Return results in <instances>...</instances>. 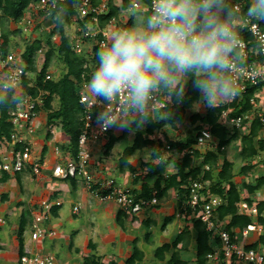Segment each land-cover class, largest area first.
I'll use <instances>...</instances> for the list:
<instances>
[{
    "label": "built area",
    "instance_id": "obj_1",
    "mask_svg": "<svg viewBox=\"0 0 264 264\" xmlns=\"http://www.w3.org/2000/svg\"><path fill=\"white\" fill-rule=\"evenodd\" d=\"M65 1L37 0L30 6L34 5L32 12H44L49 19L56 22L57 13L63 9ZM110 1L75 0L76 15L85 21L84 26L80 29V36L71 41L72 51L82 52L84 49L83 40L94 38L98 33L102 35V38L97 43V47L101 48L107 44L110 31L100 26L99 21L102 14L108 11ZM112 1L114 2V0ZM153 3L154 0H149L147 4L149 12ZM242 4L241 2L234 4L239 11L237 24L239 25L240 45L235 77L239 83L240 91L235 97L222 103L237 101V107L241 108L240 103L244 101L247 95L250 107L237 116L232 115L234 107L223 109L218 122L236 127L244 133L254 123H258L260 128L264 129V21L253 20L243 14ZM88 17L89 20L86 21ZM115 19L112 17L108 23L114 22ZM89 23L93 24V29L89 25L87 26ZM46 27L43 23L27 19L24 30L31 31L34 29L38 31L43 29L38 32L39 34L44 32ZM46 43L48 44V41L41 43V47L38 48L39 52L43 51ZM0 66V92L3 94L10 93L15 100L9 112L12 131L10 137L3 138L6 148L4 149L5 154L0 156V172L17 174L30 171L34 175H39L44 166V161H41V153L35 151L36 142L34 139L42 126H46V122H43L40 117V110L44 107L45 92L39 90L34 95L24 89L23 79L24 77L29 78V70H26L25 65H23L21 56L14 51L7 52L0 59ZM46 79H51L49 73L46 74ZM28 87H36V84L30 81ZM169 100L168 96L164 100L157 97L155 101L157 109L164 107ZM79 101L83 105L81 117L83 125L78 137L77 157L73 158L66 155L65 159L59 160L53 167L52 175L59 178H82L91 192L101 201H112L117 204L119 209L129 214L137 213L144 208H150L157 204L158 198L156 196L150 199L139 197L131 187H118L114 178L98 180L99 190L91 188L96 184L92 174L95 144H98L99 140H106L109 131H113V128L101 130L97 126L95 115L98 109L95 105L98 101L90 98L86 90L80 89ZM214 140L210 125H202L196 133L198 145L205 144L210 147L215 143ZM165 147L170 148L169 145H165ZM192 149H189L190 152ZM54 151L58 154L61 153L58 146H55ZM187 186L189 194L183 204L184 212L188 211L192 217L199 219L210 232L211 238H218L220 243L218 247L207 254V264H264V242H258L260 236L250 243L247 240L253 232L264 235V224L252 221L244 229L232 235L231 230L226 227L227 223L218 217V208L225 202V199L219 194L211 193L209 191L210 185L206 181L190 180ZM105 190L108 192L102 193ZM61 204L60 200L50 198L42 199L36 203L35 209L31 212V222L25 230V234H29L31 243H35V246L24 244L23 254L19 255L18 264H63L55 252L44 250L40 245L46 238L56 236V230L48 227L47 224L52 217L53 207H58ZM239 206L249 215H259L256 203L250 205L246 200H242L239 202ZM80 209V203H77L73 206L72 213L78 214ZM180 215V212L177 213V216ZM3 221L0 218V224ZM239 237H241V241H239ZM242 238L246 239L247 242L246 240L243 242ZM253 244L257 245L253 246Z\"/></svg>",
    "mask_w": 264,
    "mask_h": 264
},
{
    "label": "trees",
    "instance_id": "obj_2",
    "mask_svg": "<svg viewBox=\"0 0 264 264\" xmlns=\"http://www.w3.org/2000/svg\"><path fill=\"white\" fill-rule=\"evenodd\" d=\"M37 0H0V39L3 40L0 44V59L5 56L7 53L8 47V35L3 33L1 30V21L2 18L12 19L14 21H19L23 17L24 10L33 2ZM96 1V0H93ZM122 5L118 6L114 4L111 0L109 2L108 11L100 17V25L105 27L108 21L112 17H118L121 11L127 10L130 8L129 0H122ZM146 4L149 3V0H144ZM233 4L243 3L242 13L247 15V8L249 6L250 0H232ZM75 0H66L62 10L58 11L60 18L56 20L54 33H59L60 42L57 46L59 54H61L63 61L66 64L67 70L65 74L57 80L46 79V72L49 66V61L51 57V52H46V61L40 72L37 74L36 78V87H28L30 82L29 78L24 77L23 86L27 92H30L34 95L38 93L39 90L44 91L45 100L44 108L47 110V129H46V138H51V125L55 121H59L63 133L69 138V142L64 147L67 150L66 155H70L73 158L77 157L78 154V137L82 130V114H83V105L79 101V92L81 84L84 81L89 79V75L86 73L84 68L85 62L84 59L77 56L74 51L71 49V41L66 36L64 32V23L69 21L70 16L76 14ZM89 20V17L86 18V21ZM118 29H123L128 27L133 22V17L131 16L129 20L125 21L122 18L119 19ZM84 24L85 20H81ZM50 43V48L54 47L51 44V40H48ZM40 44L28 45L23 53V58L27 63L26 70L35 71L34 67V53ZM100 48L96 47V50ZM84 74V75H83ZM85 76V77H84ZM198 92L192 88L191 80H189L185 94L182 101L170 104V100L166 105L159 110H157L160 115L157 119H152L145 122L144 129L141 127L136 129L134 127V138L132 143H127L120 155L119 167L124 169L125 166L130 169L132 172H135V167L129 162V159L133 154L146 147L148 145L153 146L154 152L151 154V158L143 161L141 166V172L134 177L133 184L141 182L142 187L141 191L137 193L139 197L152 198L154 196L161 197L168 189L173 188L176 190L178 195V209L177 213H185L183 204L186 200L189 190L188 184L190 180H206L211 178L210 170L204 171L203 176L200 177L201 169L204 164H209L213 166L216 163L219 153L224 151L220 148L228 145L231 141L239 139L241 141V157L243 160L252 159L259 155L264 150V140L258 138V132L260 125L254 123L249 132L246 134H240L241 130L236 127H230L227 124L219 123L218 118L223 109L229 107H234L232 115H240L242 112L246 111L250 104L248 102V96L246 95L244 101H242L241 108L237 107V101L220 103L216 108H207L204 114L195 113L191 115V120L193 122L199 120L202 124H207L211 126L212 134L218 140V151L212 152L208 151L205 155L202 164L196 167H190L192 155H198L197 151L189 152L187 151L182 156V159L177 163V171L175 173L166 174V165L167 161L163 158V152L160 147H165L169 145L170 148H176L178 151H182L185 148H191L192 144L196 141V138L191 135L187 137L185 141L182 140H170L167 144H164L160 140H153L151 135L166 125L174 126L176 122L182 121L185 117L186 111L193 106L194 101L198 98ZM168 96L166 93L161 92L157 97L160 100H164ZM169 97V96H168ZM54 98L58 99V107L54 108L52 102ZM170 99V97H169ZM15 100L12 98L10 93L3 94L0 92V137H10L12 131V125L9 121L10 109L14 105ZM170 113V114H169ZM169 114V115H168ZM127 129H124L123 133L119 136H116L113 131H109L106 142L103 144V155H109L113 146L125 138ZM166 148V147H165ZM48 150L47 145H45L41 151V161L43 160L46 152ZM166 150V149H165ZM155 159H159L157 162ZM248 160V161H249ZM188 168V170H186ZM251 166L243 168V171H247ZM233 164L226 158L223 160L222 169L218 173V181L214 182L210 186V192L214 194L221 195L225 202L221 204L218 208V217L219 219H224V217L229 216L230 220L227 224V229L231 230L232 235L236 234V231L244 229L248 224L252 222L250 216L241 214L238 212V203L240 202V192L237 187V183L234 180V174L232 173ZM9 174V173H8ZM8 174L3 171L0 175V182L5 181L8 178ZM70 179L71 184L76 183V178H62ZM151 184L153 187L151 188ZM228 185V188H227ZM246 190L251 193L264 186V176L261 175L253 183L244 184ZM93 190H99V184H95L91 187ZM154 190L157 192L154 193ZM108 191H102V193H107ZM248 202L252 204L251 200L248 199ZM259 213L263 211L264 201H260L257 204ZM57 207L54 206L52 213H56ZM190 214L188 211L186 212ZM124 214L119 211L117 215V222L121 226L123 225ZM192 218V226L194 230V250H195V260L193 264H207V254L212 251L214 248L220 245L218 238L212 239L210 232L206 229L205 225L194 217ZM172 219L171 216L166 217L163 224L166 225L168 221ZM264 223V219L260 217L259 219ZM31 222V216L28 212H23L19 222V229L17 231V238L19 241V255L23 254L24 248V233L27 229L29 223ZM191 239V233L184 227V229L177 234L174 240L169 243H165L162 246H159L155 250V255L159 259H163L165 253L170 249H174L171 256L168 258V264H188V261L182 259L179 255V252L176 250L179 243H183L182 248H188V243ZM261 240L264 242V237L261 236ZM257 244H253L256 246ZM90 258L85 259V264H98L94 259L89 260ZM143 259V252L137 246L136 239L133 241V253L126 260V264H139Z\"/></svg>",
    "mask_w": 264,
    "mask_h": 264
},
{
    "label": "clouds",
    "instance_id": "obj_3",
    "mask_svg": "<svg viewBox=\"0 0 264 264\" xmlns=\"http://www.w3.org/2000/svg\"><path fill=\"white\" fill-rule=\"evenodd\" d=\"M247 16L264 21V0H250ZM238 19L232 0H154L149 13L138 9L132 24L113 31L97 51L84 85L98 101L97 126L138 129L155 119L161 92L173 105L182 101L189 80L199 94L194 110L235 97Z\"/></svg>",
    "mask_w": 264,
    "mask_h": 264
},
{
    "label": "crops",
    "instance_id": "obj_4",
    "mask_svg": "<svg viewBox=\"0 0 264 264\" xmlns=\"http://www.w3.org/2000/svg\"><path fill=\"white\" fill-rule=\"evenodd\" d=\"M46 111L43 107V109L40 110V117L43 122H46L45 128L47 129ZM202 125L204 124L200 123L196 126L201 128ZM53 128L54 125L51 133L55 131ZM55 132L56 138L59 137L60 140L61 137L63 138L60 142L64 143L61 144L63 150L60 149V154L54 151L55 146H58L56 145V140L54 141L50 139L49 142H43L47 145L48 150L43 158L44 166L39 175H34L30 171H24L17 174H8L5 172L8 174V178L5 181L0 182V218L4 220L3 223L0 224V264H18L19 241L17 238V231L19 229L21 215L23 212H28L31 216V212L35 209L36 203L46 198L58 199L62 202V204L57 207L56 213H52L53 215L47 224L48 227L56 230V236L46 238L40 245L44 250L55 252L63 264H85L86 258H90L89 260L94 259L98 262V264H126V260L133 253V241L135 239L137 246L143 252V259L137 263L168 264L167 260L171 256L174 249H170L166 252L163 259L156 257L155 250L157 247L174 240L177 234L181 232L184 227H187L191 233L188 248H182L183 243H179L176 250L179 252L182 259L188 261V264L194 263L195 241L192 237L194 236L192 216L186 212L177 216L179 199L175 189L170 188L161 197L156 196L158 198V203L150 208H144L133 214L126 213L119 209L117 204L112 201H101L91 192V190L87 187L85 180L82 178H76V183L72 186L70 179H62L52 175V170L55 164L59 162V160L66 158L67 150H65L64 147H66L69 142V138L63 133L62 129ZM193 136L196 138V134ZM187 137L183 139L178 137L177 139L185 141ZM214 139L215 143H213L210 147L205 144L198 145L196 141L191 145V148H193L192 152L197 151L198 155H192L190 167L201 165L208 151H218V140L215 137ZM170 140H175V138ZM233 142L235 141L233 140L228 145L220 148L224 152L218 154L216 163L213 166L209 164L203 165L200 177L203 176L205 173L204 171L210 170L211 178L203 180L210 186L212 183L218 181V173L222 169L223 160L225 158L232 162V173H235L233 157L236 156V154L231 151V144ZM236 142L240 145L238 146V157L242 158L240 154L241 141L237 139ZM45 145H43V147ZM228 146L231 148L226 152V148ZM42 149H40L37 153H41ZM169 149V152L173 151V148ZM189 149L185 148L182 151L176 150L177 155L163 156L166 161L171 160L172 156H176L173 158L175 159L173 163L175 168L171 167L170 169V165L167 163L168 168L166 166V174L175 173L177 171V163L182 159L184 153L187 151L190 152ZM4 154V147L0 146V156H3ZM260 154L250 160H244H249L251 162H244L241 167V171L247 166H251V168H253L254 164L252 163H255L256 161L258 162ZM154 161L157 162L156 159ZM97 166H99V170H94ZM101 166L102 164L100 162L98 164L97 162H94L92 172L98 171L96 174L94 172L96 180H101L103 178L99 177L105 168ZM110 168L111 171H106L107 176H109V173L113 172L114 174H117V177L119 178L118 182L125 184L127 187L133 188L137 191V193L141 191V182L133 184L134 180L128 177L124 178L127 175L124 176L122 172L116 173L113 171L112 167ZM186 170H188V168ZM2 173L3 172H0V175ZM138 174L139 173L135 174V176ZM150 187L152 188L153 184H151ZM237 187L240 192V202L243 199L248 202V199L251 200L256 198V196H262L263 193V189H258L251 193H249L246 189H243V192H241L238 184ZM156 192L157 191L154 190V193ZM244 192L247 193L246 196L242 195ZM260 200L263 201V198H260ZM254 201L251 200L252 204L256 203ZM65 203L68 204V208H66ZM77 203H80V212L78 214H73L72 208ZM119 211H121L125 216L122 219V226L117 222V215ZM238 212L245 214L239 208ZM262 215L263 211L260 212L258 216ZM169 216H171L172 219L163 226L166 217ZM223 220H225L228 224L230 217L226 216ZM171 224H175L172 231L176 228L178 232L169 241H164V237L160 238L159 244L155 245L153 240L156 241L157 238L162 236ZM24 238V244L35 246V243H31L30 237L26 235ZM189 257L190 260L188 259Z\"/></svg>",
    "mask_w": 264,
    "mask_h": 264
},
{
    "label": "rangeland",
    "instance_id": "obj_5",
    "mask_svg": "<svg viewBox=\"0 0 264 264\" xmlns=\"http://www.w3.org/2000/svg\"><path fill=\"white\" fill-rule=\"evenodd\" d=\"M122 0H114V4L121 6L122 5ZM130 2V8L124 11H121L118 15V17H115V21L112 23H107L105 28L108 29L110 32V36L112 35L111 33H113V31L117 30V27L119 25V19H123L125 21L129 20V18L132 16L133 14L138 10V9H142L145 13H149L147 4L145 3L144 0H129ZM134 3H136V5H134ZM32 4V3H31ZM34 6V5H32ZM32 6H28L23 13V17L19 20V21H14L12 19H5L2 18V23H1V30L3 33H6L8 35V47H7V52H11L14 51L17 55L21 56L22 58V63L23 65H25V67L27 68V63L25 62L24 58H23V53L25 52V49L28 47V45H36V44H40L41 47V43L51 40V44L54 45V47L50 48V43L48 42V44L46 43V46L43 47V51L39 52L38 50H36V52L34 53V67H35V71L33 70H29L28 71V77L30 78V81L34 84H36V78H37V74L40 72V70L42 69V67L45 64L46 61V52H49L50 50H52L51 52V57H50V61H49V66L47 69L46 73H49L51 76V79L57 80L60 77H62L66 70V64L63 61V58L61 56V54H59V50L57 48L58 43L60 42V35L59 33H54L55 30V25L56 22H54L53 20L49 19L48 16H46L44 14V12L41 11H36L32 12ZM27 19H31L33 22H40L41 24L43 23L45 30L42 33L40 30L43 29H39L38 31L36 30H31V31H25L24 30V26L27 23ZM83 20L82 18H80L78 15H72L69 18V21L64 23V32L66 34V36L70 39V41L76 40L80 35V29L84 26V24L82 23ZM20 22H22L20 24ZM100 23V21H99ZM89 25V27H91V29L94 28L93 24H87V26ZM86 26V27H87ZM101 26V25H100ZM23 27V28H22ZM109 36V37H110ZM102 38V35L100 33H98L96 35V37L88 39L85 38L83 40V46L84 49L82 50V52L80 53H76L74 52L77 56L81 57L82 59H84L85 65L84 68L86 69V73L87 75L90 76L91 72L94 70L95 66H96V53L98 50H96L97 47V43L100 41V39ZM3 40L0 39V44ZM98 48V47H97ZM7 54V53H6ZM5 54V55H6ZM1 68V66H0ZM84 75V74H83ZM85 77V76H84ZM86 81H84L81 84L80 89L85 90V85ZM226 102V101H224ZM222 103V102H221ZM54 108H56L58 106V99L54 98L53 102H52ZM206 107H201L199 110H194L193 106L188 109L186 111L185 117L182 121L176 122L174 126L172 125H166L163 128L156 130L152 135L151 138L153 140H155L157 142V140H160L163 143H166L169 141V139L166 138H170L173 139L175 138V140H178L177 138H185L189 135H191L193 137L194 134H196L199 130V126H196L198 124H200L201 122L199 120L193 122L191 120V115L195 114V113H200V114H204L206 111ZM159 110V109H157ZM46 111V109H45ZM47 113V111H46ZM160 115L158 114V112L155 115V119L159 118ZM54 128L53 130L55 131H59L61 130V126L59 121L58 122H54ZM53 127V126H52ZM145 125H143L141 128L144 129ZM52 132V140H56V145H58V147L60 146V149H62V145L64 143H60L61 140H63V138L61 137V140L59 137L56 138L55 134L56 132ZM124 129H115L113 128V133L116 136H119L123 133ZM240 134H246L249 132V129L246 130V132H242L240 131ZM4 137H0V146L4 147V149L6 148V145L4 146ZM134 138V131L133 130H127L126 131V135L125 138L121 141H118L114 147L112 148L111 152L109 155L104 156L103 155V144L106 142V140H99L98 144H95V150H94V155H95V159L94 162H97V164L100 162L102 164L104 168L103 173L101 172V175L99 177H103L102 179H108V178H114L116 180V184L118 187H127L125 186V184H121L120 182H118L119 178L117 177V174L109 173V176H107L106 171H111V168L113 169V171H115L116 173L118 172H122L124 174V178H130V179H134L135 174L140 173L142 170V162L148 160L149 158H151V154L152 152H154L153 146L148 145L138 151H136L133 156L129 159V162H131V164L135 167V172H132L130 169H128L126 166L125 168L122 170L119 167V158L121 155V152L123 151L124 146L128 143H132ZM258 138L261 140H264V129L262 130L261 128L259 129L258 132ZM50 139L46 138V128L45 125L42 126L41 130L39 131V133L37 134V136L35 137V142L36 144L35 149L36 152H38L40 149L43 148V145H45L46 142H49ZM235 142H233L231 144V147H227L226 148V152L230 150L233 151L236 156L233 157L234 160V164H235V169H234V180L235 182L238 184L239 189L241 190V192H243V189H246V187L244 186V184L247 183H253L256 178H258L259 176L263 175L264 176V150L261 152L260 157L258 162L256 161L254 164V167L251 168L250 170L247 171H241V167L243 166L244 162H248V161H244L242 158L238 157V145L236 140H234ZM45 142V143H43ZM66 144V143H65ZM205 147V146H203ZM206 148V147H205ZM159 149L162 150V154L164 156H169V155H177L176 154V148H173L172 152H169L165 147H160ZM166 149V150H165ZM5 151V150H4ZM65 156V155H62ZM176 156H172V159L167 161V163H169L170 165V169L173 166V163L175 161V159H173ZM65 158V157H64ZM96 160V161H95ZM157 161L159 159H156ZM251 162V161H249ZM248 162V163H249ZM172 165V166H171ZM101 166V167H102ZM167 166V165H166ZM94 167V165L92 166V168ZM168 168V166H167ZM175 168V167H174ZM99 170V166L95 167L94 170ZM110 169V170H109ZM95 174L98 171H94ZM94 172H92L93 177H94ZM41 173V172H40ZM39 173V174H40ZM105 174V175H104ZM98 176V175H97ZM98 178V177H97ZM94 180L96 182V184L98 183V180L95 179ZM260 189H263V193L262 196H256V198L251 199L252 201L256 202V204H258V202L262 201L260 200V198H263L264 201V186L261 187ZM245 191V190H244ZM243 196H246L247 193L244 192L242 193ZM248 198V197H247ZM245 200V199H243ZM260 200V201H258ZM66 208H68V204L65 203ZM238 208L245 214H247V211H243L241 209V207L239 206L238 203ZM178 209V208H177ZM263 212H264V208H263ZM249 215V214H248ZM261 215V214H260ZM252 217L253 221L255 223H262L259 219L260 217H262L264 219V216H258V215H249ZM225 221V220H224ZM175 227V224H171L168 226V229L165 231V233L160 236L159 238L155 240H153L155 245L159 244V240L160 238L164 237L163 240L164 241H169L171 240L172 237H174V235L178 232L177 229L175 228L174 231L173 228ZM237 232V231H236ZM29 237V234L26 233L25 236ZM260 236V237H259ZM261 236L264 237L263 234L258 235L257 233H251L250 238H248L247 240L249 241L248 243H250L252 240H254L255 238L259 237L258 242L263 243V241L261 240ZM246 239L242 238V241L245 242ZM246 240V242H247ZM239 241H241V237H239ZM190 260V257L188 258Z\"/></svg>",
    "mask_w": 264,
    "mask_h": 264
}]
</instances>
